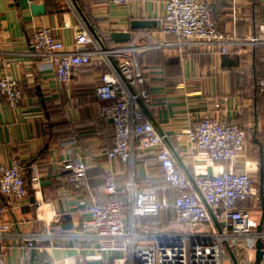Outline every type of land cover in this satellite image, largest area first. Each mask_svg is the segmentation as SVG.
I'll use <instances>...</instances> for the list:
<instances>
[{
	"label": "crops",
	"instance_id": "crops-1",
	"mask_svg": "<svg viewBox=\"0 0 264 264\" xmlns=\"http://www.w3.org/2000/svg\"><path fill=\"white\" fill-rule=\"evenodd\" d=\"M214 14L215 27L229 37L227 54L218 47L200 49L192 42L177 45L162 33L166 0H130L122 7L110 0H0V78L15 79L23 94L17 109L11 110L0 96V165L21 164L27 196L14 201L0 194L5 209L4 222L23 235L44 232H81L84 215L80 201L104 205V177L114 173L116 198L125 205L130 166L106 157L114 142L111 121L99 114L101 103L96 89L105 73L97 60L74 71L68 83H59L54 69L34 54L33 35L51 29L53 37L71 50L79 21L106 48L116 45L113 32L130 33L129 43L148 32L152 39L140 38L138 47L175 44L158 50L141 51L138 61L146 80L149 105L147 118L164 135L177 168L188 175L229 170L228 165L212 164L202 152L192 148L187 133L206 117H221L234 122L245 135V157L230 169L256 177L259 193L264 185V96L257 88L264 55V0H206ZM33 5L44 6L45 15L34 17ZM135 21H151L149 30H131ZM216 105H220L216 109ZM80 163L85 168L86 187L76 189L70 171L63 165ZM141 187L156 190L158 200L170 208L155 218L140 219V228L155 233L181 234L187 226L173 221L171 201L175 190L163 183L154 155L135 151L131 173ZM37 176L33 182L32 177ZM204 176V175H203ZM160 193V197L158 195ZM70 216L72 230L58 225ZM94 245L64 244L63 248L38 251L39 264H113L112 256L92 260ZM6 264H29L30 251L22 245H2Z\"/></svg>",
	"mask_w": 264,
	"mask_h": 264
},
{
	"label": "built area",
	"instance_id": "built-area-1",
	"mask_svg": "<svg viewBox=\"0 0 264 264\" xmlns=\"http://www.w3.org/2000/svg\"><path fill=\"white\" fill-rule=\"evenodd\" d=\"M42 3L44 0H34ZM130 0H110L116 7ZM162 33L174 39L175 44L192 42L200 49L218 47L227 54L229 37L215 27V18L206 0H166ZM152 37L142 32L135 44L106 48L80 20L71 50L53 37L51 29H39L33 35V57L54 69L59 83L66 84L74 71L97 60L105 73L96 89L101 103L99 114L111 121L114 130L112 148L107 151L109 161H120L130 166L125 185L127 200L122 205L116 198L114 173L108 170L104 177L105 195L112 197L104 204L80 201L84 220L82 231L44 232L23 235L12 231L4 222L5 209L0 205V246L22 245L28 251L34 247L55 249L64 244L94 245L92 260L112 256L113 264H233L229 248L237 264H255L257 244L261 243L264 264V185L259 193L256 177L230 168L241 159L245 135L234 123L221 117H206L187 133L189 145L202 152L212 164L228 165L210 176L189 177L176 166L167 145L147 118L144 108L149 105L146 80L138 61L141 51L158 50L175 44L137 46V40ZM257 88L264 96V55L262 72ZM0 96L11 110L17 109L23 99L18 82L12 77L0 78ZM220 105H216L219 109ZM154 155L166 187L175 190L171 205L173 221L177 227L187 226L189 231L179 234L155 233L140 228L142 218H155L170 208L166 201L158 200L157 192L136 184L132 170L135 151ZM70 171V182L76 189L86 187L85 168L80 163L63 165ZM204 175V176H203ZM37 176L32 181H37ZM0 194L10 200L22 201L27 196L26 181L21 164L0 165ZM261 230L259 231V227ZM0 264H6L0 251Z\"/></svg>",
	"mask_w": 264,
	"mask_h": 264
},
{
	"label": "water",
	"instance_id": "water-1",
	"mask_svg": "<svg viewBox=\"0 0 264 264\" xmlns=\"http://www.w3.org/2000/svg\"><path fill=\"white\" fill-rule=\"evenodd\" d=\"M30 9H31L32 15L34 17H40V16L45 15V7L44 6L33 5ZM152 26H154V23H152L151 21H135V22L131 23V30H137V31L149 30V29H151ZM110 39L116 45H125V44L130 42L131 34L130 33L113 32L110 34ZM263 214H264V208H263ZM58 225H60V227L63 231L72 230L73 225H72L71 217L70 216H64ZM258 230L259 231L261 230V226L259 227ZM227 249H228V253L230 255V258H231L233 264H237L236 259L234 257V254L232 253V251L229 248H227ZM260 249H261V243H258L257 244V252H256V263L255 264L260 263V259L262 256ZM29 260H30L29 264H39L38 251L36 250V247H34L30 251Z\"/></svg>",
	"mask_w": 264,
	"mask_h": 264
},
{
	"label": "rangeland",
	"instance_id": "rangeland-1",
	"mask_svg": "<svg viewBox=\"0 0 264 264\" xmlns=\"http://www.w3.org/2000/svg\"><path fill=\"white\" fill-rule=\"evenodd\" d=\"M245 148V147H244ZM245 149H244V151H243V154H242V157L241 158H244L245 157ZM158 195H159V197H160V193L158 192ZM169 203L172 205L173 204V201H171V199H169ZM225 264H227V263H225Z\"/></svg>",
	"mask_w": 264,
	"mask_h": 264
},
{
	"label": "trees",
	"instance_id": "trees-1",
	"mask_svg": "<svg viewBox=\"0 0 264 264\" xmlns=\"http://www.w3.org/2000/svg\"><path fill=\"white\" fill-rule=\"evenodd\" d=\"M116 45V44H115ZM116 46H120V45H116Z\"/></svg>",
	"mask_w": 264,
	"mask_h": 264
}]
</instances>
